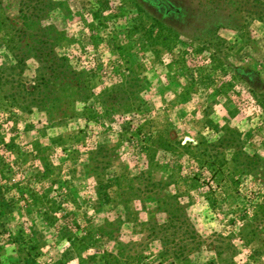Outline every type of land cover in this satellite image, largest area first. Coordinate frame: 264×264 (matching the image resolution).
Here are the masks:
<instances>
[{"label": "rangeland", "instance_id": "obj_1", "mask_svg": "<svg viewBox=\"0 0 264 264\" xmlns=\"http://www.w3.org/2000/svg\"><path fill=\"white\" fill-rule=\"evenodd\" d=\"M162 1L0 0V264H264V0Z\"/></svg>", "mask_w": 264, "mask_h": 264}, {"label": "trees", "instance_id": "obj_2", "mask_svg": "<svg viewBox=\"0 0 264 264\" xmlns=\"http://www.w3.org/2000/svg\"><path fill=\"white\" fill-rule=\"evenodd\" d=\"M158 1H160L161 3H162V5L164 6V7H167V9H168V6L169 5H167L164 1H162V0H158ZM164 2V3H163Z\"/></svg>", "mask_w": 264, "mask_h": 264}]
</instances>
